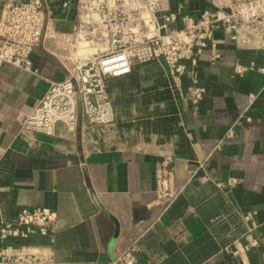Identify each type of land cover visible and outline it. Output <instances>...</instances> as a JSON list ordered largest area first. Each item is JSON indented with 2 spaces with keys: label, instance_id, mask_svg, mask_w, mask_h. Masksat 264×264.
Masks as SVG:
<instances>
[{
  "label": "crops",
  "instance_id": "1",
  "mask_svg": "<svg viewBox=\"0 0 264 264\" xmlns=\"http://www.w3.org/2000/svg\"><path fill=\"white\" fill-rule=\"evenodd\" d=\"M15 1L0 0V18ZM209 8V0H169L178 26ZM76 22L75 3H52L33 56L40 75L0 65V228L23 208L57 212L50 236L4 242L47 243L58 264H118L136 239L135 264H264V74L235 68L264 65V50L240 49L217 30L221 57L213 62L205 50L194 73L206 88L198 109L188 98L191 76L176 79L152 60L109 80L113 124L90 123L80 111L73 135L26 131L48 79L66 76L55 33ZM166 156L179 192L167 210L156 193ZM230 178L238 184L227 186Z\"/></svg>",
  "mask_w": 264,
  "mask_h": 264
},
{
  "label": "built area",
  "instance_id": "2",
  "mask_svg": "<svg viewBox=\"0 0 264 264\" xmlns=\"http://www.w3.org/2000/svg\"><path fill=\"white\" fill-rule=\"evenodd\" d=\"M54 2L64 8L75 3L77 22L72 31L55 33L66 76L48 79L43 96L23 119V129L30 132L73 135L80 111L90 123L113 124L116 110L108 93L109 80L129 74L136 63L152 60H162L176 79L191 76L188 98L198 109L206 88L194 73L205 50H211L213 62L221 57L217 30H223L240 49L264 50V0H209L211 8L198 17L183 15L180 26L177 14L170 12L169 0H20L8 2L2 10L0 65L8 63L40 75L33 56L44 38ZM235 68L239 73L256 69L264 74V65L255 63H238ZM234 134L229 128L225 136ZM172 161L173 157L166 156L156 172L157 202L165 210L179 196ZM238 182L230 178L226 185ZM56 220L57 212L48 207L21 209L15 223L0 228V264H58L47 243L4 242L33 235L48 237ZM139 252L136 239L118 254L116 263L135 264Z\"/></svg>",
  "mask_w": 264,
  "mask_h": 264
}]
</instances>
